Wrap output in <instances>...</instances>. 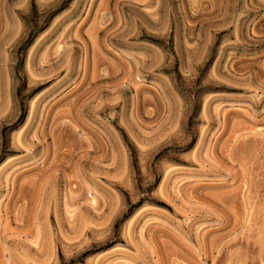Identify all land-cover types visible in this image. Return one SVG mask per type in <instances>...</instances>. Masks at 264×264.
<instances>
[{
	"label": "rangeland",
	"instance_id": "obj_1",
	"mask_svg": "<svg viewBox=\"0 0 264 264\" xmlns=\"http://www.w3.org/2000/svg\"><path fill=\"white\" fill-rule=\"evenodd\" d=\"M0 264H264V0H0Z\"/></svg>",
	"mask_w": 264,
	"mask_h": 264
}]
</instances>
